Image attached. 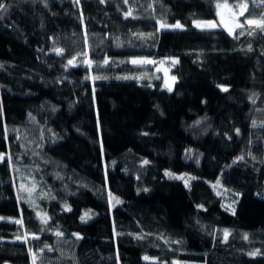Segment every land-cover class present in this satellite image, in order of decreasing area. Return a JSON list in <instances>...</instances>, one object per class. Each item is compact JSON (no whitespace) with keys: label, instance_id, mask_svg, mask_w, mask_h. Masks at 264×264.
Returning a JSON list of instances; mask_svg holds the SVG:
<instances>
[{"label":"trees","instance_id":"obj_1","mask_svg":"<svg viewBox=\"0 0 264 264\" xmlns=\"http://www.w3.org/2000/svg\"><path fill=\"white\" fill-rule=\"evenodd\" d=\"M8 2L12 6L0 20V152H11L20 171L0 163V264H32L28 248L57 264H152L145 255L169 264H264V127L259 126L264 39L259 30L237 39L222 28H196V19H217L216 0H80L79 6L73 0H47V7L44 0ZM129 7L135 19L124 17ZM177 20L183 30H160V21ZM53 47L64 54L56 55ZM85 51L95 63L105 57L115 61L99 72L92 66L91 75L107 79H85L84 66L65 70L67 59ZM140 57L157 63L145 71L127 62ZM173 58L178 63L173 65ZM159 65L162 72H155ZM166 72L176 77L171 91ZM124 76L144 78L117 79ZM252 93L258 94L255 104ZM31 116L56 134L55 141L41 142L50 165L84 179L88 188L68 196L32 195L34 203L26 202L29 193L20 184L31 188L33 174L25 165L40 162L30 160L31 152L16 137ZM240 155L244 160L236 161ZM43 172L36 175L41 188ZM166 172L194 179L185 186ZM101 190H111L122 205L112 207ZM85 212L92 217L86 223L80 220ZM44 213L50 217L47 226L41 224ZM21 214L23 228L12 222ZM41 227L51 230L40 232ZM56 229L64 236L56 237ZM224 229L231 232L227 243ZM25 232L27 244L16 239ZM32 233L40 239H32ZM44 243L58 251L39 253ZM256 249L260 255H247Z\"/></svg>","mask_w":264,"mask_h":264},{"label":"snow or ice","instance_id":"obj_2","mask_svg":"<svg viewBox=\"0 0 264 264\" xmlns=\"http://www.w3.org/2000/svg\"><path fill=\"white\" fill-rule=\"evenodd\" d=\"M32 2H35V0H32ZM100 3H104L105 0H99ZM73 3L77 6H79L80 4V0H73ZM124 4H128V0H123ZM11 4L8 2V0H0V20L4 19L5 14H7L11 8ZM44 6L47 7L48 3L47 0H44ZM151 6V5H150ZM163 7V5H162ZM215 8L217 9L215 15L217 17H219V20H199L196 19L193 21V24L196 28L200 29V30H212V29H216L218 27H224L225 29H227L229 35H232L234 38H239L241 36H244L245 34H247L249 37L255 35L256 31L259 30V32L261 33V38L264 39V3H255L253 2L252 7H251V11H249V4L247 2V0H234L233 3H229V0H216L215 2ZM259 8L260 12L257 13L256 9ZM248 13V16H245V13ZM82 12H81V16H82ZM256 16H259V18H255ZM124 17L127 19L128 17H133V19H135L136 17L133 16V10L131 7H129L125 12H124ZM244 17L243 22H241L240 18ZM154 19V17H153ZM159 27L160 29H180L183 30L184 25L180 23V21H176L173 24H168L166 21H160L159 22ZM237 29H239V32H237ZM159 30V29H158ZM135 35V34H134ZM141 38H143L144 34L140 33L139 34ZM149 36L151 35V33L148 34ZM117 41V47H122L123 45L120 43L119 38H116ZM101 43H103V41H101ZM252 45L249 44L247 51H252ZM41 51H43L41 49ZM52 51L54 53H56V55L58 56H62L64 54V49L60 48V47H53ZM77 56L82 57L81 59V63L80 65H77L75 63ZM129 63H131L132 65H137V66H146V65H154L157 62L155 60L149 59L148 57H140V58H132L129 61H127ZM95 62L91 59L88 58V52H82L79 53L77 55L72 56V58L67 59V63L64 65L65 70H67V68L69 66L72 67H77V66H84L86 67V69H88L89 71V75L85 76V79H89L91 81H96V80H102V79H107V76L104 75H91V69L92 66ZM110 63H115V61H111L109 60V58H102V61L99 63H95V67L96 70L99 72L101 71L103 68L110 66ZM160 63H163V61H161ZM172 63L173 65L178 63V59L173 58L172 59ZM0 68H3V65L0 64ZM144 77H138V76H124V77H117V79H141ZM171 79L173 81L176 80L175 76H172ZM165 85L168 88L169 91L172 90L171 85L168 84L167 81H165ZM2 87V86H0ZM222 87V90L227 92L228 88L227 87ZM95 92V89L93 88V93ZM258 98V94L257 93H252V95L249 97L250 99H252V103L255 104L256 103V99L254 98ZM55 110V109H54ZM261 111H264V109H261ZM3 112V108H2V102H0V114H2ZM30 115V114H29ZM200 121H197V124H199ZM252 126L255 128L257 127V122L255 120L252 121ZM260 127H264V121L261 122V124L259 125ZM14 131H18V130H14ZM239 129H236L237 134H239ZM145 135H147V133H145ZM17 139H20L19 135L16 137ZM231 137H229L230 139ZM191 153L192 150L188 149L187 150V155L189 158H191ZM25 155H27V152L25 153ZM33 155L36 156H40L39 152H33ZM255 158V157H253ZM244 160V156L240 155L236 158V161H242ZM236 161H233V163H235ZM0 163H6L10 168H14L17 172L20 171L19 168L16 167L14 160H13V154L11 152H0ZM143 163L146 165L149 163L148 160H144ZM38 168V165H37ZM166 175H168L170 178H174V179H179L181 181L184 182L185 186L188 185L189 179H194V177H189L188 179H185V175H180V176H176L174 173L172 172H166ZM57 178L59 179H63V177H60L59 174L57 173ZM35 179V178H33ZM217 184L220 183L219 180H217L216 182ZM36 188V184L33 183L31 188H25V184L21 183L20 184V189L21 190H26L28 191L29 195L27 198V203L29 204H33V199H32V195L31 193L35 190ZM144 191H147V189H144ZM108 195V200L110 202V204H112L113 207H115V205H119L122 204L123 201L116 195H114L111 190L108 191L107 193ZM53 199L55 197H52ZM21 199H23L21 197ZM114 202V203H113ZM202 207V206H201ZM64 208L66 211H72L71 207L65 203ZM90 212V210H89ZM89 212H85L83 215L80 216V220L82 222H87V220H90L92 217L91 215H89ZM37 215L39 216L40 214L37 213ZM3 217H0V220H3ZM50 217H48L47 213H44V215L41 217V224L44 226L48 225V221H49ZM13 223L20 225L21 228L24 227L23 225V216L21 214V218L20 219H16L12 221ZM45 230H51V229H46L44 227H41L39 229L40 232H44ZM53 234L56 237H63L64 233L58 229H56ZM211 234V233H210ZM28 235L29 233L25 232L24 236L21 237L20 235L16 236L17 240H21L23 243L27 244L28 242ZM32 239L34 240H39L40 237L38 235H36L35 233H32ZM70 235L76 237L77 240L79 239H83V237L79 234V233H71ZM131 235V234H130ZM231 235V232L228 229H224L222 232V242L227 243L229 240V237ZM136 239H145L144 235H136L135 237ZM241 238L245 241H247L249 239V236L247 233L242 234ZM165 243H168V241H165ZM174 243H181L180 241H175ZM45 251L48 252H55L58 251V249L53 246L50 245L48 243H44L42 247H40L38 249L39 253H44ZM28 252L31 254V258H32V264H37V260H40V264H44V257L43 256H39L37 255V252H34L32 248H28ZM260 250L256 249L252 252L247 253V255L249 256H256V255H260ZM61 255H63V252H61ZM73 259H75L74 257H72ZM117 258H118V253H117ZM143 259L145 261H152V264H169L168 261H160L158 258H152L149 257L147 255H145L143 257ZM48 264H53V262L51 260H48ZM171 264H179V262H171Z\"/></svg>","mask_w":264,"mask_h":264},{"label":"rangeland","instance_id":"obj_3","mask_svg":"<svg viewBox=\"0 0 264 264\" xmlns=\"http://www.w3.org/2000/svg\"><path fill=\"white\" fill-rule=\"evenodd\" d=\"M257 4H259V3H257ZM251 7L252 6L249 5V11H251ZM256 11H257V13H259L260 9L257 8ZM245 16H248L247 12L245 13ZM241 18H243V20H244V17H241ZM241 18H240V20H241ZM255 18L258 19L259 16H256ZM216 20L218 21L219 17H217ZM241 22H242V20H241ZM218 28H222L225 31H227V29H225L222 26L218 27ZM160 30L164 31L165 29H160ZM168 30H173V29H168ZM175 30H180V29H175ZM135 66H137V65H135ZM151 66H153V65H146V66H139V67H141L143 70L147 71V69H149ZM161 69H162V66L159 65V67H156L154 69V71L155 72H158V71L162 72ZM19 137H20V139H18V140L21 143L20 146H22V149L24 151H30L31 152L30 153V160H32V158H36L37 160L39 159V162H40L38 165V168H37V166L34 167V164H32L31 162H29L30 164L25 165V167H27V169H29L30 172L33 174L32 177L28 178V180H30V182H31L30 184H33V183L36 184V188L31 193V195H33L35 197L38 194L39 196H42L43 198L46 197V195L49 193H51V194L53 193L56 196H68V195L74 193L75 190L78 188H88L89 187L88 186L89 183L85 182L84 179L76 178L75 176H72V175H67L64 171V168L62 166H60L59 164L58 165H55V164L50 165V160L45 155H43V153L41 151L42 139L45 138V139L50 140V141L51 140L55 141L57 139L56 134L53 132V130L49 126L40 124L36 120V118L31 116L28 119L27 125L24 128L20 129ZM33 152H39L40 156L33 155ZM38 171L39 172L40 171L45 172V173L44 172L42 173V174H44V178H45V184H46L45 188H41V186L37 182L38 180H37L36 175L39 173ZM57 173L59 174L60 177H63V179L57 178ZM175 175L180 176L177 174H175ZM33 178H35V179H33ZM20 181H23V180L20 179ZM97 188L98 187L94 188V190H96ZM98 190H96V191L98 192ZM221 190L219 191L220 193L231 195L229 192H227V191L225 192V191H221ZM102 192H103L104 196L106 198H108V195H107L108 191L103 190ZM119 205H122V204H119ZM111 206H112V204H111ZM116 206H118V205H115V207ZM49 256L48 257H47V255L43 256L45 258L44 260H46V261H44V264H48L47 260H51L53 262V264H57V262H55L52 259V257H49ZM37 264H40L39 259L37 260Z\"/></svg>","mask_w":264,"mask_h":264},{"label":"water","instance_id":"obj_4","mask_svg":"<svg viewBox=\"0 0 264 264\" xmlns=\"http://www.w3.org/2000/svg\"><path fill=\"white\" fill-rule=\"evenodd\" d=\"M164 78H165V81H167L168 84L171 85L172 90H173L174 87H175V84H176V80L173 81V80L171 79V76H170L169 73H167V72L165 73ZM167 89H168V88H167Z\"/></svg>","mask_w":264,"mask_h":264}]
</instances>
